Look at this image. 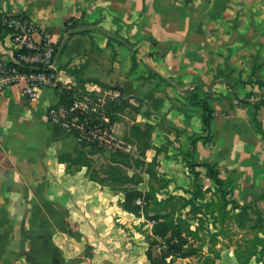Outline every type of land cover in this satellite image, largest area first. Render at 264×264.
<instances>
[{
  "label": "crops",
  "instance_id": "obj_1",
  "mask_svg": "<svg viewBox=\"0 0 264 264\" xmlns=\"http://www.w3.org/2000/svg\"><path fill=\"white\" fill-rule=\"evenodd\" d=\"M2 11L66 39L60 84L95 81L113 90V129L134 144L127 155L145 163L123 166L141 177L128 186L148 191L146 166L156 158L157 175L170 179L156 195L166 198L168 189L181 193L171 188L189 178L187 160L207 161L232 198L262 209L264 0H0ZM9 44L0 28V55ZM193 92L212 108L208 132ZM57 102L56 88L34 98L21 85L0 92V264H107V224L117 215L142 218L122 209V190L59 161L81 146L47 119ZM134 126L150 132L143 155L131 140ZM200 135L207 138L192 141ZM110 153L93 154L95 164Z\"/></svg>",
  "mask_w": 264,
  "mask_h": 264
},
{
  "label": "trees",
  "instance_id": "obj_2",
  "mask_svg": "<svg viewBox=\"0 0 264 264\" xmlns=\"http://www.w3.org/2000/svg\"><path fill=\"white\" fill-rule=\"evenodd\" d=\"M84 82H80L78 86H82ZM58 93L59 102H67L70 99V89L56 87ZM190 99L195 104H200L202 108V131L208 132L210 129V123L212 119V108L209 105L206 98H199L196 92L191 93ZM111 119L113 122L112 108L109 109ZM150 132L148 129H140L138 126H134L131 131V140L136 142L140 154L143 155L145 150L149 147ZM207 138L206 136L200 135L197 138ZM81 147L76 150L75 155L59 156V161L66 162L67 168H74L75 170L80 169L82 166H86L87 175L89 178L110 186L113 189H120L124 192V198L121 201V207L123 210L133 213L137 217H143L146 221L151 222L150 234L146 235L149 243L148 248L145 251L146 257L151 264H172L175 258H188L195 254H199L202 257L200 264H214L215 261L220 258V251L215 247L216 233H211L208 242L210 246L208 251L205 252L202 243L204 238L202 235H198V231L192 229L188 222L180 217L176 219L164 211L166 205L170 202L171 198L168 195L166 198L158 199L156 192L167 183H161L162 177L157 175L155 166L157 165L156 158L150 163H147L146 171L150 175L149 189L146 192H142L135 186H128L127 184H138L141 177L137 174L131 176L127 175L123 166H141L144 165L142 158L131 157L123 153H110L107 161L99 166L95 164L93 154L103 151L95 145L79 144ZM189 167L201 166L205 169V175L211 178L217 187V192L222 199V205H219V214L224 217L230 214L226 211L227 203L231 202L237 206L241 214L237 217L236 223L241 228L245 227V223L248 217L242 216L246 213L248 207H252L249 202L239 204L234 202V198L227 199L231 196L232 191L224 187L223 180L219 177V172L215 167L214 163L207 161H192L189 163ZM198 175V174H196ZM136 199H140V202H136ZM227 215H226V212ZM257 217L260 215V210H255ZM225 214V215H224ZM259 214V215H258ZM264 221V219H259ZM261 221H249L247 227L250 229L254 227H262ZM65 229V228H63ZM66 230V229H65ZM256 230V229H255ZM262 231V230H261ZM77 236V233H74ZM196 236L201 240L200 245H195L189 237ZM78 237V236H77ZM251 244L246 248L247 252L241 251L240 249L234 250L235 258L238 264H249L250 260L254 258L256 261L263 262L262 253H264V239L259 235V231H255V236L250 240ZM158 244L161 246L158 252L153 256V245ZM36 248V247H33ZM34 250V249H33ZM215 253L211 256L210 253ZM245 253V254H244ZM37 258L30 257L29 262L34 263Z\"/></svg>",
  "mask_w": 264,
  "mask_h": 264
},
{
  "label": "built area",
  "instance_id": "obj_3",
  "mask_svg": "<svg viewBox=\"0 0 264 264\" xmlns=\"http://www.w3.org/2000/svg\"><path fill=\"white\" fill-rule=\"evenodd\" d=\"M0 28L10 42L0 55V92L21 85L22 92L34 98L43 89H70L67 102L58 101L48 107L47 119L72 133L79 144L133 153L134 144L113 129L109 111L112 89L95 81H86L82 86L59 83L57 61L66 39L54 41L50 32L39 29L24 14L0 12Z\"/></svg>",
  "mask_w": 264,
  "mask_h": 264
},
{
  "label": "rangeland",
  "instance_id": "obj_4",
  "mask_svg": "<svg viewBox=\"0 0 264 264\" xmlns=\"http://www.w3.org/2000/svg\"><path fill=\"white\" fill-rule=\"evenodd\" d=\"M79 85V82H76ZM104 157V158H103ZM105 156L97 155L95 160L96 163L104 162ZM193 160H187L186 166L189 172V178H182L181 184L175 185L171 188V191L178 190L181 188V193H171L168 189L166 194H169L171 198V203L169 202L164 211L172 215L175 219L177 217L185 219L192 229L198 231V235H202L204 238L203 249L205 252L208 251L210 243L208 239L211 237V233H216L215 247L220 251L221 258L215 261L214 264H238L234 257V250L240 249L246 253L245 247L251 244L250 240L255 236V231H259V235L264 239V221L259 220L264 219V206L262 209L257 205L256 201L249 202L252 207L246 209V213L242 216L248 217L251 222L261 221L262 227H254L250 229L247 227L249 221H246L245 227L241 228L239 224L236 223V219L240 216V209L233 205V203L228 202L226 211L231 217L226 216L223 218L219 214V205H222V199L217 192V187L211 178L205 175L204 167L194 166L189 167V163ZM198 174V175H196ZM161 183H168L169 178L162 176ZM232 196H228L227 199H231ZM234 202H239L234 199ZM246 202H239L243 204ZM256 209L260 210V215L257 217L255 212ZM225 211V212H226ZM226 212V215H227ZM225 215V214H224ZM124 218L125 220H122ZM151 222L146 221L143 217L141 219H133L126 215H117L114 217L113 222H110L106 226V236L107 240L105 242V248L110 251V259L107 264H151L148 258L145 256L144 252L149 246L146 235L150 234ZM60 228V226H59ZM66 229V227H65ZM256 229V230H255ZM262 230V231H261ZM121 235L119 239L120 243L116 241L118 238H113L114 236ZM113 236V237H112ZM111 239V240H110ZM113 239V241H112ZM116 239V240H114ZM195 245H200L201 240L199 237L192 236L189 237ZM116 241V243L114 242ZM153 256L161 248L158 244L153 246ZM84 255L89 256L90 252L87 248H84ZM245 254V253H244ZM211 256L215 253L211 252ZM264 259V253H262ZM81 257L75 258V262L81 261ZM202 257L197 253L188 259L183 260L181 258H175L172 264H200ZM249 264H264L263 262L256 261L252 258Z\"/></svg>",
  "mask_w": 264,
  "mask_h": 264
}]
</instances>
